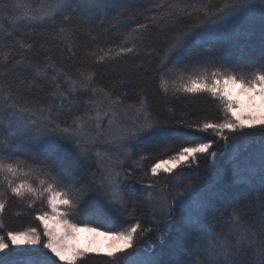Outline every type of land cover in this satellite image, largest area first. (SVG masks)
Masks as SVG:
<instances>
[{
    "label": "trees",
    "instance_id": "obj_1",
    "mask_svg": "<svg viewBox=\"0 0 264 264\" xmlns=\"http://www.w3.org/2000/svg\"><path fill=\"white\" fill-rule=\"evenodd\" d=\"M259 1L102 0L107 5L104 9L86 14L69 11L68 20L59 17L55 23L13 24L15 17L23 14L13 7L18 0H0V53H8V60L0 63V85L4 90L0 93V106H4V97L11 93L19 106L51 109L45 115H50L52 122L71 127L78 117L83 116L84 121L97 117V110L88 102L103 98V93L94 94L93 89H104L113 97H121L124 105L138 106L146 100L148 110L158 123L181 129L169 139L127 146L128 158L120 172L130 174L131 179L124 181V203L119 206L109 201L100 159L93 149L86 160L77 155L71 141L66 142V147L43 150L44 137L51 135V125L45 128L40 116L23 114L37 121L32 126L34 136L20 144H12L8 154L34 167L49 162L60 186L71 189L70 196L79 190L81 198L78 207L68 212L69 223L82 228L94 227L101 232H118L139 222L141 229L137 231L130 252L131 255L141 254L145 259L142 264H192L197 259L205 264L203 243L200 250L196 248L201 236L210 232L227 236L234 212H238L246 224L251 223L258 212L253 197L264 194V129L226 131L227 141L212 132L197 131L195 126L205 120L219 122L224 119L219 102L207 93L176 92L175 88L181 83L179 73H191L192 69L227 68L246 80H251L256 71H264V7L256 5ZM23 2L35 5L38 0ZM245 5L250 11L242 9ZM194 6H209L212 11L222 9L223 15L211 20L203 11L193 12ZM256 7L261 11L258 16L254 15ZM170 12H175L176 16L170 17ZM141 24L148 27L134 32ZM62 26L69 30L66 36L59 33ZM185 33V46L178 53L166 56L176 38ZM129 34L131 42L125 44ZM19 42L31 47H21ZM121 46L134 47L135 51L116 56ZM100 49H111L112 58L98 62L95 54L103 55ZM92 73L89 82L86 77ZM161 76L168 81L167 93L160 87ZM69 77L75 82V88ZM57 91L67 96L63 107L61 97L54 95ZM106 104L104 101V105L99 106V112H104ZM4 115L13 118L12 113ZM4 115H0V125L5 123ZM16 115L21 114L17 112ZM101 115L107 119L99 113ZM189 124L193 127H186ZM4 139L0 135V148L5 147ZM207 142H212V147L208 153L197 154L195 162L182 163L185 167L172 174L161 170L158 176H151L150 167L154 163L168 159L182 147ZM234 143L239 151L235 159L228 161L223 157L214 163L211 161V152L224 153L232 149ZM138 162L142 168L137 167ZM238 178H246L249 184L238 182ZM39 179L48 178L40 175ZM32 182L34 186L39 184L38 179ZM148 183H153L151 189L165 191L169 199L172 217L158 226L153 221L159 213V202L155 198L146 199V192L150 190L145 188ZM8 201L0 235L36 228L43 240L42 221L35 217L43 214L41 209L50 211L46 201L37 200L32 208L27 206V200L10 194ZM194 203L200 210H193ZM101 205L107 206L104 214L99 211ZM174 213L178 214L177 219ZM145 229L150 231L142 234ZM235 239L234 235L229 236L231 243H235ZM32 253L28 255L10 245L0 252V258L4 264H9L12 259L47 254L44 251ZM122 256L115 259L121 262ZM252 256V249H245L238 253V264H249ZM112 261L110 257L88 254L76 264H112Z\"/></svg>",
    "mask_w": 264,
    "mask_h": 264
},
{
    "label": "snow or ice",
    "instance_id": "obj_2",
    "mask_svg": "<svg viewBox=\"0 0 264 264\" xmlns=\"http://www.w3.org/2000/svg\"><path fill=\"white\" fill-rule=\"evenodd\" d=\"M75 5V7H73ZM14 8L21 10L22 15L15 17L13 24H20L23 22H51L55 23L57 18L63 17L64 20L70 19L67 15L69 11L86 14L91 11H100L107 7L102 0H38L35 5L25 3L23 0H18L13 5ZM227 7V5L225 6ZM184 12V9H180ZM193 12L203 11L205 17L211 20H218L223 15L222 9L216 11L210 10L209 6L202 8L193 7ZM188 15L189 13H184ZM170 17H175V12L169 13ZM153 20L156 18L153 17ZM165 19V18H162ZM148 25H138L135 31H142ZM68 29L60 27L59 33L67 35ZM187 33L178 36L172 43L166 56L173 53H178L181 48L185 46V37ZM63 38V37H62ZM131 42V34L125 38V44ZM21 47L30 48L31 45H25L19 42ZM103 52V55H96L98 62H104L105 59H111V49ZM135 51L134 47L121 46L119 51L115 53L116 56L122 53H132ZM0 63L8 60V53H0ZM66 75V74H65ZM94 73L86 77L87 81H91ZM160 87L168 92V81L161 76ZM71 81V78L69 77ZM179 80L180 86L175 88L176 92H184L189 94L207 93L210 97L215 98L219 104L218 107L224 114L222 121L205 120L202 124L196 125L195 128L200 132H212L219 136L222 140L227 141L228 133L242 132L244 129L260 127L264 129V71H256L252 74L251 80H246L243 75H238L227 68L216 67L209 71L207 68L202 71L199 69H192L191 73L180 72ZM73 88L75 82L71 81ZM175 85V81H173ZM234 85L240 89L242 93H255V97H259V104L256 103L254 96L249 95V103L247 106L239 104V102L232 101L230 94L226 91V86ZM259 87V91H257ZM3 86L0 85V93H2ZM94 94L103 93V98L99 101L88 102L90 107L97 110L96 120H99L100 107L104 105V115L110 116L108 123L111 126L114 123L118 111L135 112L137 115V123L134 125V131L131 133L134 137H143L146 141L164 140L171 138V134L180 132L181 129H174L166 127L157 122L156 118L148 110L147 101L142 100L139 105H124L121 97H113V95L104 89H93ZM54 95L61 97V106L67 100L64 93L57 91ZM21 115H16V113ZM45 112L50 113L51 109H39L31 106H19L12 98L11 93L4 97V106H0V115L12 113L13 118L9 119L4 115L5 123L0 125V135H3V145L0 148V228L3 227L2 217L8 205V195L16 197L20 200H27V206L32 208L37 200L46 201L50 212L40 211L43 214L37 215L35 218L43 222V236L46 241H42L41 232L36 228H29L26 231H8L6 235H0V252H4L11 246L17 251L24 252H40L42 249H47V254L32 257L27 256L23 260L12 259L9 264H58L55 258L59 261H65L67 264H76L80 257H85L90 252H98L100 248L89 244L88 246H80L73 244L75 234L83 231L95 233L98 236H105L110 241L107 244L109 249L107 256L113 258L112 264H119L115 259L117 253H122L126 249L132 248L137 236V231L141 229L139 222L132 224L126 231L118 232H99L97 228L85 226L79 228L76 224L68 223V212L75 210L78 207L81 193L77 190L76 195L70 196L71 189L62 188L57 177L52 174V166L49 162H42L39 166L27 164L26 161L18 159L8 153L11 151L12 144H20L26 140H30L34 136L33 127L37 121L32 120L23 114L27 113L31 116H40L43 118L45 128L51 125V135L44 137L43 150L57 149L65 146L66 142L71 141L77 149V155L83 159L88 158L90 151L89 145H94L97 140L103 135L97 132L92 136L85 128L84 117H78L73 126L61 127L59 124L52 122L50 115H45ZM89 122L93 121L92 117H88ZM95 127L99 128V123H95ZM186 127H193V125H186ZM40 140L41 137H35ZM126 137H121L125 139ZM212 147V142L198 143L193 146L182 147L178 152L169 156L168 159L160 160L150 167L152 177L160 174L161 170L164 173H171L175 167L182 163H191L196 161L197 154L208 153ZM99 157L101 154L96 153ZM211 157L215 159L217 153L211 152ZM191 158V160H189ZM109 159H111L109 157ZM145 157H141L144 160ZM170 165V166H169ZM137 167L142 168L143 165L139 162ZM120 164L117 162L114 166L106 169L104 176V186L108 190L107 195L109 201L113 205H123L124 195L121 189V183L131 179L130 174L121 173L119 171ZM40 175H44L48 179H39ZM148 176V173H144ZM33 179H38V186H34ZM132 188L133 185H125ZM153 183L145 185L146 189H151ZM147 198L152 199L153 193L147 192ZM258 206V212L253 217L251 223L246 224L238 212L232 215V224L230 226L229 235H217L214 232L208 233L206 236H201L199 242H196L197 250H200L201 243H203V252L206 257L205 264H238V253L247 248L253 251L252 260L249 264H264V194L259 198L253 197ZM58 205L65 206V211L61 212ZM247 207V206H246ZM101 214L107 212V206L101 205L99 207ZM63 216V221H57L58 224L63 223L65 230L61 233L56 229H50L47 219ZM47 218V219H46ZM150 231L143 230L142 234ZM236 237L235 243H231L229 236ZM25 246H27L25 248ZM0 264H4L0 258ZM123 264H135L131 259H126ZM192 264H202L198 259Z\"/></svg>",
    "mask_w": 264,
    "mask_h": 264
},
{
    "label": "rangeland",
    "instance_id": "obj_3",
    "mask_svg": "<svg viewBox=\"0 0 264 264\" xmlns=\"http://www.w3.org/2000/svg\"><path fill=\"white\" fill-rule=\"evenodd\" d=\"M258 3V4H257ZM256 5L260 6L261 8L264 7V0H260L257 2ZM263 5V6H262ZM257 8V7H256ZM242 9L245 10V12L250 11L249 6L245 5L242 7ZM264 9V8H263ZM264 11V10H263ZM257 13H255V16L260 15L261 11L259 8H257ZM260 13V14H259ZM237 16V15H236ZM239 17V16H238ZM237 17V18H238ZM226 91L230 94V99L232 101L239 102V104H242L244 106H247L249 103V95L255 97V93H242L240 89L234 85H228L226 86ZM257 91H259V87H257ZM256 103L259 104L260 100L259 97H255ZM104 114V112H99ZM107 116V115H106ZM111 117L107 116V119L105 120L104 117L99 116V120H96V118H93L92 122H89V120H85V128L90 132L92 136H95L97 132L102 133L103 135L100 137L99 140L94 145H89L90 151L93 149L94 154L99 152L101 155L98 157L100 159V166L103 170L104 176L106 174V169L114 166L117 162L120 164L119 171L121 170L122 167H124L126 159L128 158V149L127 146L129 144H139L141 142H145L146 140L143 137H134L131 135V133L134 131V125L137 123V115L135 112H117L114 123L109 126V119ZM105 120V121H104ZM95 123H99V128L95 127ZM121 137H126L125 139H121ZM216 149H219V146L216 145ZM100 149V150H98ZM220 150V149H219ZM238 149L236 144L234 143V146L232 149L229 151H225L224 153H221L217 151V155L215 159L211 157V161L214 163L217 160L225 157L228 158V161H232V159H235L236 156H238ZM109 157L111 159H109ZM251 158V157H250ZM170 166V165H169ZM185 166L183 164L178 165L173 169V171L169 174H172L175 170L179 168H184ZM238 182H242L244 184H249L248 180L246 178H238ZM253 184V183H252ZM124 185V181L121 183V189ZM151 191L153 193V198H155L159 202V207H158V214L154 218V224L158 226L160 222H162L165 219H170L172 216L170 213V208L168 209V202L169 199L167 198L166 192H162V190H155V189H150L147 192ZM147 192H146V197H147ZM147 200H150L146 198ZM119 206V205H117ZM59 210L61 212H64V206L63 205H58ZM193 210L198 211L200 210V206L198 204H193ZM169 210V211H168ZM50 212V211H49ZM181 214V213H180ZM178 214L174 213V218ZM47 219V218H46ZM64 217L63 216H58L54 217L52 219H47V223L50 229H56L59 232H63L65 230L64 224L60 223L58 224L57 221H63ZM68 221V220H67ZM69 223V222H68ZM43 224V222H42ZM82 228V227H79ZM101 232V231H99ZM76 238L75 240L72 241L73 244H77L80 246H88L89 244H92L94 246H98L100 248V251L98 252H90L88 254H93V255H101V256H107L108 248L107 244L110 242L107 237L105 236H98L95 233H89V232H83L80 231L75 234ZM42 241H46V237ZM27 246H25L26 248ZM156 249V248H155ZM153 249V251H155ZM131 248L126 249L122 253H117L116 257L122 256L124 254H128L127 256H122L121 257V262L120 264H123V261L126 259H131L132 261L135 262V264H142L144 263L145 259L141 254H135L131 255L132 252H130ZM41 251H44L45 253H48L49 250L47 249H42ZM27 254H33L31 251L27 252ZM87 254V255H88ZM83 258V257H80ZM78 258L77 261L80 259ZM60 264H67L65 261H59V258H55ZM76 261V262H77Z\"/></svg>",
    "mask_w": 264,
    "mask_h": 264
}]
</instances>
